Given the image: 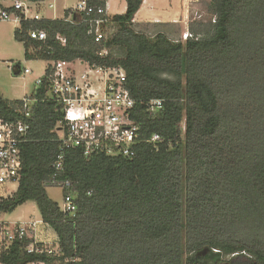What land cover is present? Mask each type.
I'll return each mask as SVG.
<instances>
[{
    "label": "trees",
    "instance_id": "16d2710c",
    "mask_svg": "<svg viewBox=\"0 0 264 264\" xmlns=\"http://www.w3.org/2000/svg\"><path fill=\"white\" fill-rule=\"evenodd\" d=\"M125 1L101 43L85 24L52 18L23 21L15 38L28 59L123 67L143 136L158 133L161 141H141L134 158L65 149L57 178L70 181L65 195L77 206L65 214L46 190L64 114L41 88L46 97L33 105L21 144L19 187L0 197V213L35 202L59 250L37 244L43 251L29 252L34 238L24 236L0 246V263L264 264V0H210L209 19L184 41L138 29L144 0ZM0 9L13 8L0 1ZM35 28L47 38H31ZM153 98L164 99L163 108L148 111ZM21 103L0 95V115L22 118Z\"/></svg>",
    "mask_w": 264,
    "mask_h": 264
},
{
    "label": "built area",
    "instance_id": "2783aa9c",
    "mask_svg": "<svg viewBox=\"0 0 264 264\" xmlns=\"http://www.w3.org/2000/svg\"><path fill=\"white\" fill-rule=\"evenodd\" d=\"M42 1L13 0L11 11L0 9V20H13L21 26L23 21L48 18L34 10L35 5ZM50 6L55 9L53 4ZM68 10L70 13L67 15ZM110 10L109 0H79L74 7L52 19L85 24L87 34L101 43L115 31L112 20L115 13ZM29 35L36 40L47 38V32L39 28L30 29ZM191 37L192 33H185L186 40ZM57 38L62 43L66 42L60 35ZM101 54H107V50H102ZM24 73H31V69L25 68ZM126 83V71L121 66L98 65L81 58L51 61L50 72L36 80L30 95L21 98L19 111L23 117L11 120L0 115V186L20 180L23 167L21 144L29 140L33 105L46 97L39 95L43 87L45 95L52 97L57 109L64 114L56 127L62 146L53 164L56 172L51 184L66 189L70 186V181L57 178L63 169L65 149H78L85 156L105 154L134 158L141 141L154 144L161 141L158 133L147 138L143 136L142 127L135 118L137 102ZM164 102L162 98H153L146 103V108L151 112L157 111L163 108ZM61 207L65 214H76L77 206L69 191L64 195ZM28 234L29 226L25 223L10 225L0 221V246L8 248L14 239ZM27 250L43 251L34 244H30ZM46 250L54 252L51 248Z\"/></svg>",
    "mask_w": 264,
    "mask_h": 264
},
{
    "label": "rangeland",
    "instance_id": "374dc122",
    "mask_svg": "<svg viewBox=\"0 0 264 264\" xmlns=\"http://www.w3.org/2000/svg\"><path fill=\"white\" fill-rule=\"evenodd\" d=\"M6 2V0H4ZM79 0H44L35 5L36 10L44 16H60L64 12V8L74 7ZM210 0H145V8L150 6V10L156 15L153 19L142 20V9L136 14V27L142 31H146L151 35L157 34L159 31L169 33L173 39L184 41L185 33H192L190 30L193 24L200 20L207 21L210 17L208 12V4ZM112 13H124L126 11L125 0H109ZM53 4L55 9L50 6ZM144 7V6H143ZM144 8V9H145ZM147 21V22H146ZM156 21H163L157 23ZM19 25L13 20H0V95L9 98H23L30 95L34 88L35 82L42 77L50 62L26 57V47L22 41L15 38V30ZM21 66L22 73L17 74L15 69ZM31 69V73H24V69ZM17 186L11 185V188ZM46 190L49 196L57 201L60 205L64 202L65 189L59 185L47 184ZM30 209L18 208L12 213H4L0 221L13 225L18 223L24 216L33 214V206L39 212L37 204L33 201L29 203ZM52 247V246H50ZM49 247V248H50ZM59 250V247H58ZM54 252H57L54 250Z\"/></svg>",
    "mask_w": 264,
    "mask_h": 264
},
{
    "label": "crops",
    "instance_id": "0c3cea01",
    "mask_svg": "<svg viewBox=\"0 0 264 264\" xmlns=\"http://www.w3.org/2000/svg\"><path fill=\"white\" fill-rule=\"evenodd\" d=\"M0 1L4 6L12 7L13 0H6V2L4 0H0ZM144 4H145V0H144V3L142 5L141 9L138 12H140L143 9L144 12H143V19L142 20L150 21V19H152V18L154 19L156 17V15L150 10V6H148V8L146 9ZM70 8H72V7H69V8L66 7V8H64V10H67ZM34 10L38 11V10H36V8H34ZM53 17L54 16H49L48 18H53ZM142 20L141 21L135 20V22L139 23V22H142ZM156 22H163V21H156ZM21 70H23V69L22 68L19 69L17 74L21 73ZM17 99H21V98H17ZM15 183H17V186L14 188H11V185L12 184L15 185ZM18 187H19V182H12V183H8V184H5L3 186H0V197H7L9 195L14 194L17 191ZM30 202L31 201H28V202L20 205L18 208L30 209V207H29V206H31V205H29ZM32 206H33V214L30 216H26V217L24 216L21 220H19L18 223H15L13 225L22 224V223L27 224L29 226L28 236L34 238V243H32V244H34V245L40 244V245H43V247H45V248H49L50 246H52L50 248L57 251L58 247H59V237H58L57 233L47 222L42 220L41 214H40V212H38L36 210L35 205H32ZM3 215H4V213H0V218ZM33 264H45V263L40 262V263H33Z\"/></svg>",
    "mask_w": 264,
    "mask_h": 264
}]
</instances>
